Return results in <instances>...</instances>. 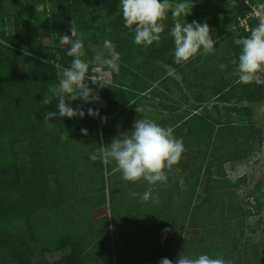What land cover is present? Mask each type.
<instances>
[{
	"label": "rangeland",
	"instance_id": "obj_1",
	"mask_svg": "<svg viewBox=\"0 0 264 264\" xmlns=\"http://www.w3.org/2000/svg\"><path fill=\"white\" fill-rule=\"evenodd\" d=\"M62 1L66 0H47L43 11L37 13L35 4L43 5L39 0H2L7 32L16 33L18 31L26 42L24 46L13 49V61L20 65L31 64L32 61L29 57H42L37 53L40 49L54 48L57 50L65 47L66 45L61 43L60 37L62 35L71 37V28L68 29V27L71 26L70 21L73 22L74 19L76 31L78 34H82L83 37L85 52L89 51V48L101 52L104 49L103 42L106 38L116 40L127 35L122 15H117L119 9L107 15V10L112 9L110 3L115 0H69L64 8L59 6ZM193 3L194 7L187 17L188 22L191 23L195 20L203 23L207 21L213 39L216 41V52L208 55L207 59H209V65H213L211 76L218 83L217 87L220 90L228 91L229 94H233L235 91L240 94H243L244 91L249 94L252 93L258 85L254 83L248 85L237 83L238 77L233 75L237 65L232 64L231 61L235 59L238 62L241 51L240 47L234 44V39L247 36L251 29L258 24V19L253 14L257 15L261 11L256 6L258 3H264V0H193ZM241 3L249 6L245 17L238 14ZM43 12H46L47 19L40 21L38 16L42 15ZM251 22L253 23L251 24ZM108 27L112 29L110 33L105 31ZM172 27L171 19L167 20L165 22V33L162 34V41L173 42V38L168 35ZM55 30H61V32L56 33ZM93 36L99 40L97 45L91 42ZM130 40H134V34L130 37ZM1 42L4 43V41ZM72 59L68 55L65 56L64 65L58 68L60 79L62 78V69L70 67ZM220 64H225L227 67L222 70L219 67ZM233 103L234 105H237V103L238 105L248 104V102H243L238 98H235ZM223 122L231 121L224 119ZM235 123H238L235 131L240 133V121ZM88 131L93 152L95 147L92 142L93 136L89 122ZM255 138L254 145L242 152V156L246 153V155L251 154V157L246 158V162H244V157L241 158L244 163H241L243 165L235 171L234 176L237 178L243 176L247 166L252 165L262 152L261 138L264 139L262 129ZM108 143L110 142L107 140ZM16 147L19 148V145H16ZM34 149L36 147H30L28 153L34 154ZM30 165V161L27 159L25 170H28ZM92 174L94 178L91 177ZM98 174L99 171L96 170L95 161L93 162V171L86 167L80 176H77V179L74 180V185H70L71 188L68 190L70 200L61 208L57 207L59 205L57 187L55 184L53 185L50 207L32 216L37 221L36 235L40 237L42 234H47V231L49 234L47 237L36 240L33 245L36 250L30 264H132L129 257L122 256L123 253L124 255H130V250L126 248L128 245L119 242L118 234L120 233L121 237L128 239L135 232H139L140 236L139 240H136L132 245L138 251L146 252L144 254L158 259L155 254L159 251L153 248L154 243L146 241L151 238L150 235L153 231H157L161 227L154 224H157L160 219L163 224H166L173 216L176 219V221H173L175 225L170 227L164 225V228H168L170 232L174 233L182 229V227L180 228L181 225L177 226V219L180 215H184V211L172 210L167 207L171 205V203L167 205L170 195L169 190L159 195V201L156 203L152 201L148 203L141 202L140 196L130 194V183L124 181L121 173L117 172L112 175V182L109 185L107 184L106 190L94 195L92 189L94 187L98 189L101 186V182L97 181ZM261 180V189L256 190V196L261 197V202L256 199L258 197L251 196V192L244 193L242 189L238 190L239 199L249 203L245 205V211L240 209L241 206L236 205L225 211H202L211 212L212 215H210V218L205 219L211 224L205 225L206 229L203 228V230L205 229L203 238H207V240H203L204 243L201 242L202 244L197 247L200 255L207 254L215 258L216 254L219 253L226 260H232L233 264H264V196H261L264 190V176ZM254 189L255 187L251 188V191ZM111 191L112 194H110ZM75 192L78 193L77 197L74 196ZM82 193H88V201L80 200V198H83ZM174 194L177 195L178 192L175 190ZM103 195L107 196V200L108 196L111 195L113 208H111V213L108 212L107 215L95 219L91 214L99 216L107 212L105 208L92 212L94 202L98 200L97 198L104 197ZM98 205L97 201L95 206ZM48 218H50L49 228L45 224ZM178 222H182V220H178ZM69 228L74 232L80 230L81 233L88 235L86 239L92 241V243L94 242L90 245L91 248L93 246H96L97 249L103 246L110 247L111 255H106L108 254L107 251L104 258L98 262L94 252H90L91 248L83 252V250L81 251L75 247L79 243L75 245L62 244L64 243L62 232ZM90 232L95 233L92 235ZM22 234L28 235V231ZM26 235L25 241L28 240ZM196 235L197 233L190 231L186 234V238L196 237ZM21 240H24V236L21 237ZM197 240L198 238L194 239V241ZM194 249H187L186 251L193 253V251L196 252ZM154 264H159V261H154Z\"/></svg>",
	"mask_w": 264,
	"mask_h": 264
},
{
	"label": "crops",
	"instance_id": "obj_2",
	"mask_svg": "<svg viewBox=\"0 0 264 264\" xmlns=\"http://www.w3.org/2000/svg\"><path fill=\"white\" fill-rule=\"evenodd\" d=\"M112 45L114 50L116 43L112 42ZM129 46L130 57L128 62L121 61L119 74L111 73L106 67L101 66L89 74L95 76L105 86L98 87L88 81L89 86L99 93L101 99L98 103H86V109H98L101 117H107V122L103 123L100 118L87 115L93 136L92 142L95 149L101 145L106 146L107 140L110 142L107 145H110L114 137L131 131L134 122L141 118L151 119L164 127H172L174 135L183 139L186 152L180 164L173 166V170L169 172L166 183L149 185L146 181L129 182L130 194H142L146 190H151L154 197H159L169 190L167 205L169 203L171 205L167 207L184 211V215L177 219V226L181 225L182 229L175 233L163 231L164 225L165 227L175 225L173 221L176 219L173 216L166 224H163L161 219L154 224L161 227L153 231L151 238L146 241L154 243L153 248L159 251L155 254L158 259L142 251L133 253L130 245L139 240V232H135L128 239L118 234L119 242L128 245L126 248L130 250V255L123 253L122 256L129 257L132 264H145L147 261H151L152 264L159 261L160 264L161 259L165 257L175 264L181 253L190 257L200 255L197 247L207 240L203 238L205 232L203 227L211 224L205 219L212 215L211 212L202 211H225L234 205L241 206L240 209L245 211V205L249 203L239 199L237 193L242 189V192H251L250 195L254 196L256 185L264 176L263 169L259 167L261 154L252 165L247 166L243 176L240 178L234 176L235 171L243 165L241 163L246 162L251 154L244 153V156L239 157L234 155V131L238 126V123L234 122V115L237 111L235 108L240 105L238 103L234 105L235 97L227 93L228 91L220 90L216 93L219 89L218 83L211 76L213 65H209L208 55H199L185 66L175 63L173 42L161 41L159 47L153 45L147 49L134 42H130ZM224 94L230 98L221 100L220 97ZM224 119L231 122H223ZM254 124L258 127L256 123ZM239 126L241 132L236 133L239 140L245 137L244 128L250 133L253 132L252 135L256 137L250 123L240 122ZM255 137L251 138L247 147L254 145ZM242 157L245 161L241 160ZM96 170L99 171L97 181L101 182V186L97 191L100 192L106 190L107 184L112 182V175L119 172L114 170V163L104 165L99 160L96 161ZM175 187L177 195L174 194ZM254 187L255 189L251 191ZM234 200L237 201L236 204ZM260 200L261 197L258 202H261ZM111 204V195L108 196V200L105 195V202L94 206L92 212L99 211L100 208H105L107 212L91 216L99 219L108 212L111 213L113 208ZM190 231L197 233L196 237L186 238ZM196 238L198 240L194 241ZM192 248H195L196 252L186 251Z\"/></svg>",
	"mask_w": 264,
	"mask_h": 264
},
{
	"label": "trees",
	"instance_id": "obj_3",
	"mask_svg": "<svg viewBox=\"0 0 264 264\" xmlns=\"http://www.w3.org/2000/svg\"><path fill=\"white\" fill-rule=\"evenodd\" d=\"M39 1L44 6L46 5L47 0ZM67 1L69 0L62 1L59 6L64 8ZM110 4L112 9L107 10V15L119 9L120 0L112 1ZM239 6L241 9L238 14L245 17L249 6L244 3ZM45 13L38 16L40 21L47 19ZM70 25H72V21H70ZM6 26L3 2L0 0V264H30L36 250V247L33 246L36 240L47 237L49 234L47 231V234H42L40 237L36 235L37 221L32 216L50 207L54 184L57 187V198L60 205L57 207L61 208L70 200L68 190L71 188L70 185H74L77 176H80L86 167L93 171V161L89 158V154L92 153L91 140L88 131L86 103L81 100L71 101L70 104L77 109L83 105L86 113L84 118H53L49 123L55 124L56 127L51 130L43 122L46 112H58V101L55 97L50 105L42 104L41 101L45 95H50L49 84L55 85L59 82L58 68L55 65H64L70 45L57 50L54 48L40 49L37 53L42 55L41 58L31 56L29 57L32 61L31 64L20 65L12 60V52L14 48L24 46L26 42L18 31L8 33ZM54 32L60 33L61 30ZM132 36L133 33L127 29L126 36L111 40L116 43L114 51L121 55V61L128 62L129 44L134 42V40H130ZM76 38L73 37V40ZM91 40L96 45L99 42L95 36ZM88 50L82 59H92L99 52L92 48ZM101 52L106 57L108 56L107 49ZM96 67L98 66H90L89 74H91L92 68ZM219 91L220 89H217L216 93ZM226 94L220 99H226ZM231 95L243 102L260 100L264 98V85H258L250 94L245 91L243 94L235 91ZM235 109L237 111L234 115V122L250 123L257 135L261 129L256 127L252 120L250 106L243 104ZM82 128L87 129L88 135L81 133ZM64 132L69 134V138L61 141L60 136ZM234 133L233 151L235 157H239L244 149L250 147L247 145L255 135L244 128L245 137L239 140L236 131ZM261 142L263 145L262 138ZM16 145H19V148ZM30 147H36L34 154L28 153ZM27 159L31 165L28 170H25ZM91 177L94 178V175L92 174ZM261 184L262 180H259L253 192L255 197H258L256 190L261 189ZM92 192L94 195L98 192L101 193L95 187ZM82 194L83 198L79 196L80 200L88 201V193ZM75 195L77 197L78 193L75 192ZM103 196L98 200V204L105 202V195ZM261 196H264V191ZM96 203L97 201L94 202V206ZM49 220L50 218L45 223L47 228H49ZM79 228L81 229V226ZM203 228L206 229V226ZM25 230L28 231V235L22 234L26 232ZM62 233L64 241L62 244L75 245L79 243L75 247L83 252L91 248L90 245L94 243L87 240L88 235L81 233L80 230L74 232L69 228ZM90 233L93 235L95 232ZM25 235L28 237L27 241H25ZM22 236H24V240H21ZM130 247L133 253L140 252L133 245ZM107 251L108 254H106ZM90 252H94L98 262L104 258L105 254L111 255L112 253L111 248L105 246L98 247V249L93 246ZM146 264L152 263L147 261Z\"/></svg>",
	"mask_w": 264,
	"mask_h": 264
},
{
	"label": "clouds",
	"instance_id": "obj_4",
	"mask_svg": "<svg viewBox=\"0 0 264 264\" xmlns=\"http://www.w3.org/2000/svg\"><path fill=\"white\" fill-rule=\"evenodd\" d=\"M36 12L41 13L44 5L35 4ZM194 7L193 0H120L117 15H122L123 25L134 34V43L147 49L155 45L159 47L162 34L165 33V22L171 19L173 27L168 35L173 38L174 61L178 65H187L199 55L215 54L216 41L210 31L207 21L203 23L193 20L188 22L187 17ZM261 11L257 13L258 24L244 37L234 39V44L241 51L237 60L231 63L237 65L233 75L238 77L237 83L245 85H264V3L256 6ZM111 32V27L105 29ZM73 37H77L73 40ZM62 44L70 45L67 55L72 57L70 67L62 69V78L55 85L49 84L48 92L41 101L50 105L53 97L58 101V112L45 113L44 123L49 129L56 127L49 123L53 118H84L86 113L81 105L73 108L71 101L81 100L85 103H98L100 96L97 91L89 86L88 81L98 87H104L93 75H89L90 66L106 67L109 72L119 74L121 70V55L113 50L112 41L105 39L104 48L108 51L106 57L103 52H97L92 59L85 60L84 42L82 34H78L75 28V19L71 25V37L62 35ZM139 62V59H138ZM57 68L60 65H55ZM127 67V65H124ZM223 70L227 67L220 64ZM92 68V71H97ZM134 104V103H132ZM137 111L139 109L137 108ZM87 115L100 118L103 123L107 117H101L98 109L88 108ZM83 135H88L87 129H81ZM69 134H61V141L67 140ZM186 152L184 141L174 135L172 127H164L147 118L137 119L131 131L114 137L111 144L101 145L89 154L93 162L99 160L102 164L114 163V170L121 173L122 179L127 182L137 183L146 181L149 185L166 183L168 174L173 166H178L183 154ZM140 196L141 202L154 203L159 197H154L151 190H146ZM165 233L170 229L165 228ZM160 264H173L168 258H162ZM175 264H233L232 260H226L222 254L217 253L215 258L207 254L198 257H190L181 253Z\"/></svg>",
	"mask_w": 264,
	"mask_h": 264
},
{
	"label": "water",
	"instance_id": "obj_5",
	"mask_svg": "<svg viewBox=\"0 0 264 264\" xmlns=\"http://www.w3.org/2000/svg\"><path fill=\"white\" fill-rule=\"evenodd\" d=\"M246 105L250 106L252 120L256 123L258 127L263 130L264 136V98L256 101H250ZM259 167L264 171V139L262 145V153L259 161Z\"/></svg>",
	"mask_w": 264,
	"mask_h": 264
},
{
	"label": "built area",
	"instance_id": "obj_6",
	"mask_svg": "<svg viewBox=\"0 0 264 264\" xmlns=\"http://www.w3.org/2000/svg\"><path fill=\"white\" fill-rule=\"evenodd\" d=\"M253 16H256L257 17V15H254V14H253Z\"/></svg>",
	"mask_w": 264,
	"mask_h": 264
}]
</instances>
